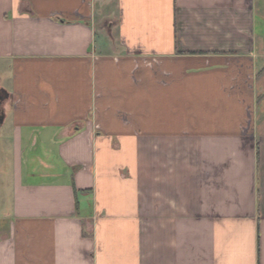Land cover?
Returning <instances> with one entry per match:
<instances>
[{
  "label": "crops",
  "instance_id": "0c3cea01",
  "mask_svg": "<svg viewBox=\"0 0 264 264\" xmlns=\"http://www.w3.org/2000/svg\"><path fill=\"white\" fill-rule=\"evenodd\" d=\"M0 264H264V0H0Z\"/></svg>",
  "mask_w": 264,
  "mask_h": 264
}]
</instances>
